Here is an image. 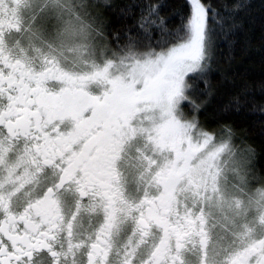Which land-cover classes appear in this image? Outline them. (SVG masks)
<instances>
[{
	"label": "snow or ice",
	"instance_id": "snow-or-ice-1",
	"mask_svg": "<svg viewBox=\"0 0 264 264\" xmlns=\"http://www.w3.org/2000/svg\"><path fill=\"white\" fill-rule=\"evenodd\" d=\"M253 10L0 0V264H264Z\"/></svg>",
	"mask_w": 264,
	"mask_h": 264
},
{
	"label": "trees",
	"instance_id": "trees-1",
	"mask_svg": "<svg viewBox=\"0 0 264 264\" xmlns=\"http://www.w3.org/2000/svg\"><path fill=\"white\" fill-rule=\"evenodd\" d=\"M261 0H250L254 6L252 16L254 20L247 25L249 34L253 39V50L245 53L240 50V45L236 46L235 61L233 62V72L237 78L245 77L252 82L259 83L264 80V53L255 51V47H259V38L261 36V29L264 26V14H261L258 9ZM223 47V44L221 45ZM261 97L257 95V100ZM219 102V101H217ZM238 127H248L250 130L249 140L256 148V164L258 168L264 167V135H261V128L264 124L259 121L242 120L235 118ZM239 146V142H237Z\"/></svg>",
	"mask_w": 264,
	"mask_h": 264
}]
</instances>
